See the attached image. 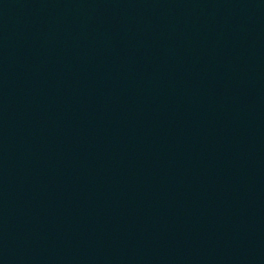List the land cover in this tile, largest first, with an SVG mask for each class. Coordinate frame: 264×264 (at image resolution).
Instances as JSON below:
<instances>
[{"label":"water","instance_id":"obj_1","mask_svg":"<svg viewBox=\"0 0 264 264\" xmlns=\"http://www.w3.org/2000/svg\"><path fill=\"white\" fill-rule=\"evenodd\" d=\"M0 264H264V0H0Z\"/></svg>","mask_w":264,"mask_h":264}]
</instances>
